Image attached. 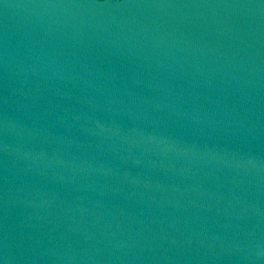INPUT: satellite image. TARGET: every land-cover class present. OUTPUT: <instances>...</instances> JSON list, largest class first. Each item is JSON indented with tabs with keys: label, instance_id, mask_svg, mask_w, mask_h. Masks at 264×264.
Segmentation results:
<instances>
[{
	"label": "water",
	"instance_id": "95a60500",
	"mask_svg": "<svg viewBox=\"0 0 264 264\" xmlns=\"http://www.w3.org/2000/svg\"><path fill=\"white\" fill-rule=\"evenodd\" d=\"M0 264H264V0H0Z\"/></svg>",
	"mask_w": 264,
	"mask_h": 264
}]
</instances>
